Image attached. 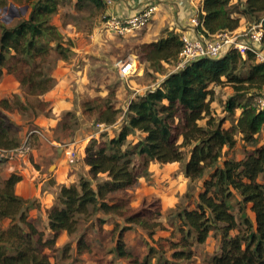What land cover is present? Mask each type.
Listing matches in <instances>:
<instances>
[{"label":"trees","instance_id":"trees-1","mask_svg":"<svg viewBox=\"0 0 264 264\" xmlns=\"http://www.w3.org/2000/svg\"><path fill=\"white\" fill-rule=\"evenodd\" d=\"M21 2L23 15L13 23L0 19V81L6 73L19 84V93L0 99V151L6 152L21 145L22 126L10 115L18 112L31 122L47 113L49 105L40 97L54 86L51 73L57 61H67L72 55L73 43L52 23L53 17L69 5L75 12L82 4L98 12L103 7L100 0ZM3 5L1 2L0 11ZM261 13L264 0H203L196 32L208 37L234 31L240 17L254 19ZM181 44L180 35L170 32L141 44L138 54L147 64H175ZM220 84H228L233 90L223 118L210 110L209 87ZM263 89L264 65L255 62L250 53L242 58L229 50L217 59L203 58L171 72L155 89L134 96L117 134L109 137L101 133L85 146L83 163L88 175L80 176L77 184L60 187L54 204L46 211V238L28 216L33 203L14 193L21 176L0 178V264H52L48 253L56 249L57 238L61 233L75 234L82 226L77 253H92L85 237L90 229L102 230L105 220L98 217L100 213L117 217L126 225L110 231L116 233V240L109 254L128 264L188 263L194 257L193 247L205 244L212 232L219 241V251L205 264H264V182L260 179L264 176V144L256 146V136L264 126V110H257L244 97L250 90L258 94ZM111 98L112 94L84 99L80 114L93 117L95 125L115 124L120 109ZM236 110L240 111L237 117ZM227 119L231 126L225 129ZM79 126L76 112L68 111L63 113L57 132L72 137ZM237 135L245 146H252L240 160L223 154L224 148L235 146ZM129 136H137V140L132 142ZM30 138L37 141L35 135ZM151 162L178 163L189 183L201 180L202 184L193 206L176 212L170 236L159 237L153 246L146 245L142 255L125 248L123 235L132 225L140 227L149 239L157 230H165L158 221V199L144 203L139 210L129 206L128 191L147 175ZM232 200L237 216L231 211ZM97 262L109 264L104 256Z\"/></svg>","mask_w":264,"mask_h":264},{"label":"rangeland","instance_id":"rangeland-1","mask_svg":"<svg viewBox=\"0 0 264 264\" xmlns=\"http://www.w3.org/2000/svg\"><path fill=\"white\" fill-rule=\"evenodd\" d=\"M232 1L235 2L236 0ZM1 2L4 3V5L1 6L2 10L0 11L1 21L5 23H13V20L19 14H24V5H22L21 0H0V3ZM98 13L99 12L96 9L89 5L82 4V7L78 12H75L73 7L69 5L61 8L59 13L55 15L53 19H55L58 24L69 23L75 27L81 36L86 37L90 36L93 33V27L98 25ZM260 21L262 22L264 30V13L258 14L254 19L240 17L239 26L249 28L252 24L259 23ZM145 29L138 32L136 36L128 37H118L114 35L113 37L110 33L105 32L104 29L96 32V37L99 43H94L91 46L93 49L91 52L94 53L88 55L90 57L88 65L92 69V74L90 76L91 87L98 89L99 93L96 97L104 98L107 95L112 94L111 102L116 108L120 109V116L118 115L116 124L110 126L106 131L104 130L106 127L93 124V117H86L88 123L92 124L90 125L91 129L100 130L99 134L105 133L108 136L115 134L116 130L122 124V116L126 111L130 98L155 89L166 75L173 70L172 67L175 65L174 63L164 64L160 62L159 64H147L141 59L138 54L141 44L137 42L136 39L140 38ZM105 43L107 44L108 49L106 51H101L100 48H102ZM98 50L103 53L97 52ZM111 55H113V58H116L117 61L135 58L139 63V65H136L139 67L138 70L129 76H119L118 72L111 68L109 62H105L103 59L101 60V58H108ZM209 89L211 91L210 110L212 114L218 118L226 117L227 115L224 107L227 99L233 94L232 88L228 84H220L218 86H210ZM256 95L257 94L251 90L244 93V97L249 98L250 103H252L253 97ZM84 99L89 98H83L81 102ZM239 113L240 111L236 110L235 117H237ZM200 124H203V121L200 122ZM230 126V120H225L223 127L226 129ZM30 137V135L27 137L25 134V138L22 139L21 144L26 142L31 146L36 145L37 142L34 140L32 141ZM128 140L135 142L137 136H129ZM256 140V146L259 147L264 144V126L257 134ZM77 150L79 152L80 149L78 148ZM246 150H252V146H245L240 141V136L237 135L235 146L228 150L225 149L223 154L228 158L240 160L243 158L244 151ZM1 160L5 161L6 158L0 157V161ZM260 179L264 182V176L260 177ZM201 184V180L196 181L195 183H189V181L183 176L181 165L178 163L163 165L151 162L150 165L148 164L147 175L139 178L138 184L128 191L129 206L133 210H139L144 203L150 202L153 199H158L160 201L161 211L158 221L164 226L165 230H157L153 237L149 239L140 227L132 225L131 229L126 231L123 235L125 248L143 255L147 250L146 245L153 246L154 241L158 240L159 237H169L173 231L171 226L176 224L174 218L176 212L181 207L193 206L196 195L201 189ZM190 194H193L194 197H189ZM186 195L188 197H186ZM230 203L232 213L237 216L235 201L232 200ZM247 213L250 215L249 211H247ZM98 217L105 220V224L102 225V230L95 231V229H90L88 230L87 237H85L92 253H77L76 241L80 232L83 230L80 229L84 228V226H82L75 234L66 235L65 233H61L56 240V249L48 253L51 263L96 264L99 262H97L99 256H104L105 259L109 261V264H128L126 260L117 258L114 253L109 254V252L112 251L116 240V233L112 234L110 231L113 230L115 226H126L124 225L123 220L117 217H106L101 213L98 214ZM95 218L93 219L94 221ZM33 222V225L36 228L42 230L44 238H46L45 230L47 229V226H45V220L38 217L33 220ZM6 224L7 223L4 221L3 225L5 226ZM234 233L235 231L231 232V234ZM193 250V259L185 264H205L208 257L219 251V241L217 236H215V233L212 232L207 238L205 244L193 247ZM165 256L168 257V253L165 254Z\"/></svg>","mask_w":264,"mask_h":264},{"label":"crops","instance_id":"crops-1","mask_svg":"<svg viewBox=\"0 0 264 264\" xmlns=\"http://www.w3.org/2000/svg\"><path fill=\"white\" fill-rule=\"evenodd\" d=\"M202 1L112 0L109 6L102 4L103 7L98 13V25H95L92 29L93 33L86 37L81 36L75 27L69 23L58 24L55 19L52 20V23L62 35L72 41V55L67 61H57L51 73L55 80L54 86L40 97L49 105L47 113L40 114L31 122L23 119L18 112L10 115L16 124L22 126L20 131L21 141L25 138V134L27 135L29 127L30 129L36 128L41 131L42 136L37 137V144L29 145L27 150L16 152L14 156H10L0 163V178L2 180L7 179L11 174L21 176V180L14 187V193L20 198L33 203V206L28 211V216L33 224V220L41 217L45 220V226H47L46 211L54 204L60 187L77 184L80 176L88 175V167L83 163L84 148L91 138L99 137L100 130L91 129L90 125L92 124L88 123L86 116L80 114L79 103H81L83 98H94L99 93L97 88L91 87L90 76L92 69L88 65L90 60L88 55L94 53L91 52L93 50L91 46L94 43H99L96 32L103 30L100 16L106 14L127 18L136 14L147 3H153L156 5L153 18L140 38L136 39L137 42L140 44L154 42L170 32L195 38L198 33L191 20L194 17L198 20ZM241 29L243 27L239 26L236 30L239 31ZM137 34L138 32L132 36ZM100 49L101 51H106L108 49L107 44L105 43ZM97 52L103 53L99 50ZM102 59L105 62H109L111 68L117 71L115 66L117 59H114L113 55ZM137 64L139 65L138 60H136ZM136 68L138 70L139 67L136 66ZM15 93H19L18 82L11 75L4 73L0 81V99ZM133 98H130V100ZM68 111H75L80 121V126L72 137L62 136L57 132L63 113ZM109 127L104 130L106 131ZM118 131L119 128L115 134ZM115 134H111L109 137H113ZM66 144L75 146L77 162L74 164H71L65 156L64 147ZM78 148L80 149L79 152ZM225 149L228 150L227 148ZM0 153L2 155L7 154L1 151ZM250 215L252 217V214ZM5 223H8L7 220ZM38 230L42 231L41 229ZM45 231L46 237L49 236L48 228Z\"/></svg>","mask_w":264,"mask_h":264},{"label":"built area","instance_id":"built-area-1","mask_svg":"<svg viewBox=\"0 0 264 264\" xmlns=\"http://www.w3.org/2000/svg\"><path fill=\"white\" fill-rule=\"evenodd\" d=\"M105 6H109L112 0H100ZM156 10V5L153 3H147L136 14L121 18L113 15L102 14L100 16V22L102 28L118 37H128L140 32L148 27ZM191 22L194 27L200 25V22L194 17ZM181 49L177 56V61L172 67L171 72L179 71L191 64L194 61L208 58L217 59L224 55L229 50L238 52L242 58L246 54L250 53L254 56L255 62L264 65V30L262 22L254 23L249 28H243L239 31H221L213 35L205 37L201 34H197L195 38H191L187 35H180ZM119 76H129L137 70L136 59L119 60L115 64ZM253 107L257 110H264V89L253 97ZM35 135L41 137L42 133L39 129L32 128L27 137ZM29 144L24 142L18 148L11 151H1L3 153H9V155H2L0 157L9 158L14 156V153L27 150ZM65 156L71 164L77 162V155L75 152V146L73 144L65 145Z\"/></svg>","mask_w":264,"mask_h":264}]
</instances>
